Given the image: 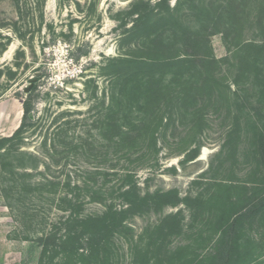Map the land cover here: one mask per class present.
I'll use <instances>...</instances> for the list:
<instances>
[{"label":"rangeland","instance_id":"374dc122","mask_svg":"<svg viewBox=\"0 0 264 264\" xmlns=\"http://www.w3.org/2000/svg\"><path fill=\"white\" fill-rule=\"evenodd\" d=\"M24 101L0 264H264V0H0Z\"/></svg>","mask_w":264,"mask_h":264},{"label":"trees","instance_id":"16d2710c","mask_svg":"<svg viewBox=\"0 0 264 264\" xmlns=\"http://www.w3.org/2000/svg\"><path fill=\"white\" fill-rule=\"evenodd\" d=\"M175 62L176 63H180L182 61H189L191 59L190 56H181V55H176L175 56ZM28 103H26V101L23 102V115H22V120H21V123H20V126L17 128V130L13 133L12 136H9V137H5L4 139H0V144L2 145L3 144V141H14L18 134L20 132V130H22V127L25 123V121L27 120L28 118V112H29V109H28Z\"/></svg>","mask_w":264,"mask_h":264}]
</instances>
